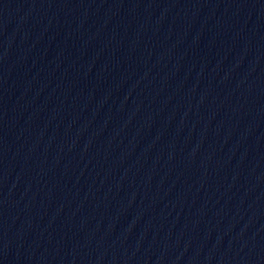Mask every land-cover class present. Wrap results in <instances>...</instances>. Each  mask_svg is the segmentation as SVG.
Segmentation results:
<instances>
[{
    "label": "water",
    "instance_id": "95a60500",
    "mask_svg": "<svg viewBox=\"0 0 264 264\" xmlns=\"http://www.w3.org/2000/svg\"><path fill=\"white\" fill-rule=\"evenodd\" d=\"M0 264H264V0H0Z\"/></svg>",
    "mask_w": 264,
    "mask_h": 264
}]
</instances>
